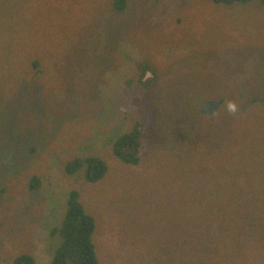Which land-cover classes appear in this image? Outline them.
<instances>
[{
    "label": "rangeland",
    "instance_id": "rangeland-1",
    "mask_svg": "<svg viewBox=\"0 0 264 264\" xmlns=\"http://www.w3.org/2000/svg\"><path fill=\"white\" fill-rule=\"evenodd\" d=\"M259 98L257 0H0V264H49L72 189L98 264H264ZM208 99L217 111L202 112ZM134 129L129 164L113 145ZM87 156L108 165L99 181L67 171Z\"/></svg>",
    "mask_w": 264,
    "mask_h": 264
},
{
    "label": "trees",
    "instance_id": "trees-1",
    "mask_svg": "<svg viewBox=\"0 0 264 264\" xmlns=\"http://www.w3.org/2000/svg\"><path fill=\"white\" fill-rule=\"evenodd\" d=\"M124 0H115L117 8L123 6ZM219 3H246L253 0H212ZM264 4V0H257ZM141 132L134 129L129 133L123 134L117 138L113 145V152L123 162L129 164H137L140 162ZM201 153V152H199ZM203 157L204 155H200ZM190 159V158H189ZM204 158H199L202 160ZM225 166V165H221ZM67 171L74 172L79 169L86 181L96 182L102 179L108 172V165L105 159L99 156L76 157L67 163ZM30 186L38 187L39 181L37 177H33ZM227 196L226 194H224ZM248 214V215H247ZM249 216V212L246 211ZM96 221L90 214L83 203L79 199V191L72 189L68 196V206L65 216L61 223L53 228V236L60 239V244L55 248L54 255L49 264H98V255L94 242V231ZM199 240V245H197ZM191 244L195 255L205 260L208 251L205 252L202 247V239L198 238ZM198 251V252H197ZM216 261L219 258L215 257ZM239 263V258L233 260ZM11 264H36L35 258L29 253H20L12 261ZM245 264V263H244Z\"/></svg>",
    "mask_w": 264,
    "mask_h": 264
},
{
    "label": "water",
    "instance_id": "water-1",
    "mask_svg": "<svg viewBox=\"0 0 264 264\" xmlns=\"http://www.w3.org/2000/svg\"><path fill=\"white\" fill-rule=\"evenodd\" d=\"M258 100L264 105V98H259ZM219 103L220 101L216 99L206 100L202 105V111L206 113L215 112L219 107Z\"/></svg>",
    "mask_w": 264,
    "mask_h": 264
},
{
    "label": "clouds",
    "instance_id": "clouds-1",
    "mask_svg": "<svg viewBox=\"0 0 264 264\" xmlns=\"http://www.w3.org/2000/svg\"><path fill=\"white\" fill-rule=\"evenodd\" d=\"M150 71L151 70H147L146 71V73L147 74H149L150 73ZM209 100V99H208ZM216 100H218V99H216ZM206 101V100H205ZM220 101V100H219ZM204 103V102H203ZM203 105V104H202ZM220 105H221V101H220V103H219V107H220ZM219 107H218V109H219ZM217 109V110H218ZM225 110L227 111V113L229 114V115H232V116H235L236 114H237V112H238V110H239V106H238V104L236 103V101H234V100H228L227 102H226V104H225ZM203 112V111H202ZM204 113H206V112H204ZM210 113H212V112H210Z\"/></svg>",
    "mask_w": 264,
    "mask_h": 264
}]
</instances>
